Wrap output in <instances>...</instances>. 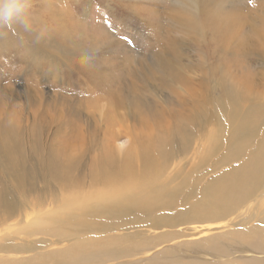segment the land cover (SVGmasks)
I'll list each match as a JSON object with an SVG mask.
<instances>
[{"label": "rangeland", "instance_id": "rangeland-1", "mask_svg": "<svg viewBox=\"0 0 264 264\" xmlns=\"http://www.w3.org/2000/svg\"><path fill=\"white\" fill-rule=\"evenodd\" d=\"M27 19L0 28V264H264V0Z\"/></svg>", "mask_w": 264, "mask_h": 264}, {"label": "clouds", "instance_id": "clouds-1", "mask_svg": "<svg viewBox=\"0 0 264 264\" xmlns=\"http://www.w3.org/2000/svg\"><path fill=\"white\" fill-rule=\"evenodd\" d=\"M31 9L32 0H0V28L11 29L15 24L27 30Z\"/></svg>", "mask_w": 264, "mask_h": 264}, {"label": "bare ground", "instance_id": "bare-ground-1", "mask_svg": "<svg viewBox=\"0 0 264 264\" xmlns=\"http://www.w3.org/2000/svg\"><path fill=\"white\" fill-rule=\"evenodd\" d=\"M63 28H64V26H63ZM2 137L4 138V136H2ZM3 140L4 139H2V147H4V156H6V158L9 159V165L8 166L10 169L9 172H11L10 175L12 177H14L19 182V183H17L15 181V183L17 185H21L24 182L25 177L23 175H21L22 169L24 167L23 162L22 161L18 162L17 157H16L17 156L16 154H18V155L20 154L19 153L20 152V146H19L18 140H16V139L13 140L10 136L7 137V140H4V141ZM22 178H23V181H21ZM114 181H121V179L114 180Z\"/></svg>", "mask_w": 264, "mask_h": 264}]
</instances>
